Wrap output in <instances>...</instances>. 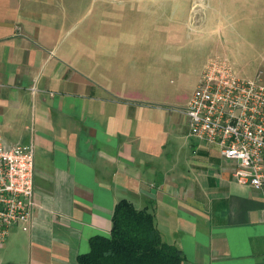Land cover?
<instances>
[{
    "label": "crops",
    "instance_id": "0c3cea01",
    "mask_svg": "<svg viewBox=\"0 0 264 264\" xmlns=\"http://www.w3.org/2000/svg\"><path fill=\"white\" fill-rule=\"evenodd\" d=\"M193 7L0 0V137L35 144L37 203L0 264H79L122 199L154 214L182 264H264V185L237 183L184 112L212 59L264 80V0ZM171 77L194 88L181 96Z\"/></svg>",
    "mask_w": 264,
    "mask_h": 264
},
{
    "label": "built area",
    "instance_id": "2783aa9c",
    "mask_svg": "<svg viewBox=\"0 0 264 264\" xmlns=\"http://www.w3.org/2000/svg\"><path fill=\"white\" fill-rule=\"evenodd\" d=\"M185 114L191 136L219 146L237 162L234 180L264 185V80L238 77L223 59H212L190 97ZM35 144L9 145L0 137V248L11 229L28 230L36 207Z\"/></svg>",
    "mask_w": 264,
    "mask_h": 264
},
{
    "label": "trees",
    "instance_id": "16d2710c",
    "mask_svg": "<svg viewBox=\"0 0 264 264\" xmlns=\"http://www.w3.org/2000/svg\"><path fill=\"white\" fill-rule=\"evenodd\" d=\"M183 252L163 241L155 216L128 199L115 205L109 236L90 240V251L78 256L79 264H182Z\"/></svg>",
    "mask_w": 264,
    "mask_h": 264
},
{
    "label": "rangeland",
    "instance_id": "374dc122",
    "mask_svg": "<svg viewBox=\"0 0 264 264\" xmlns=\"http://www.w3.org/2000/svg\"><path fill=\"white\" fill-rule=\"evenodd\" d=\"M192 1L194 3L193 10L195 12L199 11L201 6L204 4V0H192ZM192 23H195V22L192 21ZM197 60H199V59H197ZM176 78L177 77H175V78L171 77L170 78V80H172L171 84H172L173 88L179 89V94H181V96L188 94L194 88V85L191 81H186V82L180 83L178 81V79H176ZM189 80H191V79H189Z\"/></svg>",
    "mask_w": 264,
    "mask_h": 264
},
{
    "label": "water",
    "instance_id": "95a60500",
    "mask_svg": "<svg viewBox=\"0 0 264 264\" xmlns=\"http://www.w3.org/2000/svg\"><path fill=\"white\" fill-rule=\"evenodd\" d=\"M155 193H156L155 189H153V190H151L150 192H148V194H150V195H153V194H155Z\"/></svg>",
    "mask_w": 264,
    "mask_h": 264
}]
</instances>
